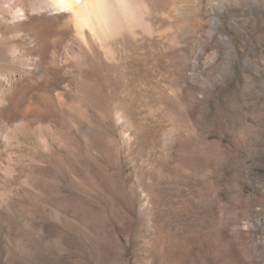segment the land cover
Listing matches in <instances>:
<instances>
[{
    "label": "rangeland",
    "instance_id": "obj_1",
    "mask_svg": "<svg viewBox=\"0 0 264 264\" xmlns=\"http://www.w3.org/2000/svg\"><path fill=\"white\" fill-rule=\"evenodd\" d=\"M38 1L0 0V264H264V0Z\"/></svg>",
    "mask_w": 264,
    "mask_h": 264
},
{
    "label": "bare ground",
    "instance_id": "obj_2",
    "mask_svg": "<svg viewBox=\"0 0 264 264\" xmlns=\"http://www.w3.org/2000/svg\"><path fill=\"white\" fill-rule=\"evenodd\" d=\"M126 4L125 0H43L28 4L29 8L23 5L20 12L24 15L27 14L28 10L42 11L41 9L51 13L67 12L73 16L78 28L80 27L79 30L83 31L86 26L94 30L96 26H93L92 23L96 22L98 26L96 29L101 33L104 31L106 33L109 20L108 11L114 8L121 9ZM35 23L43 25L45 20L39 17ZM98 35L100 36V33Z\"/></svg>",
    "mask_w": 264,
    "mask_h": 264
}]
</instances>
